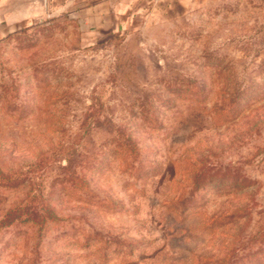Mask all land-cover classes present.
Listing matches in <instances>:
<instances>
[{
    "label": "rangeland",
    "instance_id": "obj_1",
    "mask_svg": "<svg viewBox=\"0 0 264 264\" xmlns=\"http://www.w3.org/2000/svg\"><path fill=\"white\" fill-rule=\"evenodd\" d=\"M0 264H264V0H0Z\"/></svg>",
    "mask_w": 264,
    "mask_h": 264
}]
</instances>
